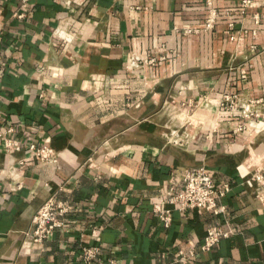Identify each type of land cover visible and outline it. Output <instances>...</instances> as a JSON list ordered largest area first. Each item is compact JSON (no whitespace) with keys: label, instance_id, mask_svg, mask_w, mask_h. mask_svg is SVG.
<instances>
[{"label":"crops","instance_id":"1","mask_svg":"<svg viewBox=\"0 0 264 264\" xmlns=\"http://www.w3.org/2000/svg\"><path fill=\"white\" fill-rule=\"evenodd\" d=\"M212 1L235 11L240 0ZM17 9L18 0H0V131L12 129L6 137L22 148L7 152L0 139V264H83L86 246L120 264H264V209L241 175L248 163L264 165V131L252 124L232 134L235 121L207 103L224 94L264 99V0L243 23L252 29L258 14L257 36L238 42L222 20L210 32L174 33L202 26L204 0H28L20 21ZM58 28L72 39L56 37ZM162 47L170 55L154 68L127 69L128 54ZM29 144L54 149L57 163L30 160L11 192L8 171ZM197 166L229 184L223 214L167 204ZM52 196L73 210L33 244L26 232ZM155 206L170 210L168 225ZM214 225L230 235L201 252ZM189 249V262H175Z\"/></svg>","mask_w":264,"mask_h":264},{"label":"built area","instance_id":"2","mask_svg":"<svg viewBox=\"0 0 264 264\" xmlns=\"http://www.w3.org/2000/svg\"><path fill=\"white\" fill-rule=\"evenodd\" d=\"M254 0H240L235 11H219L212 0H204L206 17L201 27L179 29L174 27V33L187 37L213 31L219 21H224L225 30L229 41L238 42L242 37L250 34L252 38L257 36L259 25V15L251 17L252 29L243 27L244 21L248 18V11L252 8ZM135 9H140L135 7ZM28 12V0H18V9L12 14L16 20L26 18ZM240 28L234 31L235 26ZM56 37L62 41L69 42L72 39L70 33H65L63 28L57 29ZM1 40V39H0ZM254 48V46H251ZM170 55L165 47L160 52L152 56H143L130 53L126 57V66L130 71L141 72L144 67L154 68L158 62L165 61ZM42 98V95H40ZM209 105L215 106L220 115L229 120L235 121V126L231 130L232 134L245 132L249 125H254L253 133L258 135L264 131V99L249 98L243 99L238 94H224L214 101H208ZM12 129L6 132L0 131V139L5 151L19 152L22 150L17 140L6 137V133H11ZM177 142V141H176ZM28 156L17 161L16 166L10 168L8 176L14 184L10 188L11 192L21 189L22 183L18 180L20 173L26 168L30 160H35L41 164H55L58 160V153L49 146L38 147L29 144L27 147ZM241 175L245 177L244 185L252 192V197L264 209V165L256 167L247 164L243 167ZM1 177V172H0ZM230 190L228 183L217 184L213 175L205 166H197L187 170L183 175L181 190L176 194H170L167 204L179 211L199 209L211 212L218 216L224 213L225 208L218 205V201L223 198ZM73 210L72 205L63 202L58 198L49 197L35 212L32 217V227L26 232V236L33 244H41L48 239L56 229L62 228L64 223L62 218ZM154 211L160 213V218L165 225L170 223V210L163 206H155ZM230 232L220 226H210L206 229L202 243L199 246L201 252H210L221 240L228 238ZM100 249L98 246L83 247L81 261L83 264H120L114 259L103 260L99 257ZM195 250H178L175 254V262H189L194 257Z\"/></svg>","mask_w":264,"mask_h":264}]
</instances>
